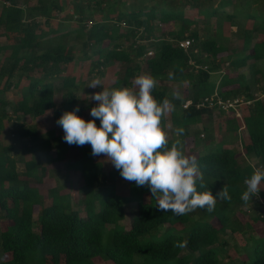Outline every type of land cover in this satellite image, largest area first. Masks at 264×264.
I'll list each match as a JSON object with an SVG mask.
<instances>
[{
  "label": "trees",
  "instance_id": "obj_1",
  "mask_svg": "<svg viewBox=\"0 0 264 264\" xmlns=\"http://www.w3.org/2000/svg\"><path fill=\"white\" fill-rule=\"evenodd\" d=\"M7 1L9 5L0 6V38L8 40L0 42V132L10 115L35 119L52 111L57 120L62 112L78 106L77 114L91 119L95 104L76 96L82 83L68 74V67L86 61L88 74L103 75L104 69L119 63L122 76L110 88H131L143 71L151 75L156 81L154 99L170 101V110L161 118L162 130L171 132L168 146L179 141L184 154L196 158L202 174L198 191L210 189L215 195L226 186L231 199H218L212 212L197 208L176 216L157 209L147 185L137 187L128 181L124 194L99 191L96 183L103 172L90 145H69L62 129L39 135L36 126L22 125L17 131L26 139L22 151L32 154L23 170L17 169L12 157L14 147L0 144V218L5 221L0 228V264H94L96 258L112 264H220L218 255L227 244L224 235L243 231L235 215L245 203L240 199L244 181L254 170L239 161V152L232 148L204 154L196 150L211 132L202 125L208 133L201 139L193 127L212 110L196 104L216 87L224 100L240 96L250 100L241 119L232 123L228 119L229 130L238 129L236 122L244 124L247 141L241 143V151L264 167V99H256L253 91L264 80V0H76L65 21L59 14L67 0ZM184 39L191 40L186 50L178 46ZM213 75L218 76L217 83ZM165 81L173 82L176 90L170 91ZM175 92L181 96H173ZM187 100L191 105L183 108ZM177 128L184 129L183 135L175 134ZM188 138L195 149L190 154L185 150ZM69 150L81 151V157L67 167L85 176L79 203L83 215L54 188L49 191L51 204L43 206L39 189L29 184L40 181L45 170L37 167L36 153L58 162ZM108 174L121 177L114 166ZM133 202L130 225L118 227L125 206ZM107 226L114 228L107 230L104 241ZM178 240L187 241L186 246L174 247ZM245 252L246 259L238 264H264V235Z\"/></svg>",
  "mask_w": 264,
  "mask_h": 264
},
{
  "label": "clouds",
  "instance_id": "obj_2",
  "mask_svg": "<svg viewBox=\"0 0 264 264\" xmlns=\"http://www.w3.org/2000/svg\"><path fill=\"white\" fill-rule=\"evenodd\" d=\"M189 63L193 64L191 61ZM220 73H224L222 69ZM169 78L171 79V74ZM133 83L134 88H105L99 78L92 79L87 87H100L101 91L93 92L89 96L88 100L95 102L89 112L91 119L85 120L79 116L78 106L62 112L56 124L63 130V140L69 145H90L91 155L103 154L124 180L135 182L137 187L147 185L159 211L171 212L176 216L186 215L197 208L212 212L218 199L230 200L226 186L215 195L210 189L198 191L197 183L202 174L196 158L185 155L179 141L168 146L166 134L161 128V118L170 110V101L164 99L157 102L154 99L152 90L156 81L152 76L146 73L137 75ZM214 94L224 102L240 99V106L244 103L251 104L243 96L224 100L219 96L217 87L207 97ZM261 96L255 98L264 99L263 92ZM187 101L191 105V101ZM209 108L226 112L231 110L236 120L241 119L237 106L223 109L215 105ZM241 123L238 129L241 128ZM242 125L245 129L243 123ZM183 133V128L175 130L177 136ZM248 164L250 165L249 162ZM258 164L256 162L260 168L255 169L252 166L254 171L245 179V189L240 197L243 202H248L249 206L245 209L247 212L258 209L264 201L261 193L264 191L261 186L264 182V168ZM261 217L264 220V215ZM186 244L187 241L178 240L174 241L173 246L184 248Z\"/></svg>",
  "mask_w": 264,
  "mask_h": 264
},
{
  "label": "rangeland",
  "instance_id": "obj_3",
  "mask_svg": "<svg viewBox=\"0 0 264 264\" xmlns=\"http://www.w3.org/2000/svg\"><path fill=\"white\" fill-rule=\"evenodd\" d=\"M76 0H67L66 8L60 12L59 17L65 21L66 17L68 16L69 11L72 8V5L75 3ZM0 1V6H1ZM73 21V20H70ZM57 22L56 18L53 20V24ZM68 23L71 27L75 26L74 22H65ZM198 27L201 28V24L198 25ZM124 29V27H123ZM234 30V28H230ZM8 41L3 36L0 38L1 43H6ZM151 50V49H150ZM148 56V55H147ZM145 60H142L141 66L145 65ZM122 70L123 66L122 64L116 63L114 64L110 69H104L103 75L97 74H88V62L81 61L80 63H76L74 65H69L68 67V74L73 75L76 78V81L78 83H82V86L79 90H77L76 96L82 101H87L90 104H95L94 101H90L89 96L93 92L101 91L100 87H97L95 89L87 87L88 83L94 79L99 78L101 81V84L105 88H110V86L115 82V79L122 76ZM142 74H145L144 71ZM217 75H213L214 79H217ZM134 81V79H133ZM164 85L171 91L176 90L175 85L173 82L165 81L163 82ZM134 87V86H133ZM131 87V88H133ZM264 87V80L263 78L260 79V83L257 86H254V96H261V93L264 91L262 88ZM56 95H60L56 92ZM175 97H180V92H175L173 95ZM8 98H12L13 94H8ZM62 101L60 98L57 100V104H62ZM64 104V103H63ZM246 104V103H244ZM244 104L242 106H237V110L242 112L245 107ZM250 105V104H248ZM247 106V105H246ZM230 111V112H229ZM224 111L223 113L220 112V110L212 109L211 113L209 115H205L204 118H202V121L200 124L195 125L193 128L200 132V135H207L208 131L204 133L202 131V125H205L208 127V129L211 132L210 138H207L203 144V147L201 149V142L198 143V150L202 154L208 152V151H219L222 147L226 148H232L235 151L239 152L237 158L239 161H245V163H250L251 166H253L255 169L260 168L256 165L257 160L250 157H245L243 155V152L241 151V143L245 140L247 141L246 137V130L243 127L241 123V128L237 129L235 132H229L230 130V123L229 120L232 123V120H235V117L233 116V111L231 113V110ZM11 120L6 121L4 124V128L0 132V144L1 145H11L14 147V151L12 152V157L16 161V166L18 170L24 169V161L30 159L32 154L30 153H24L22 151L21 143L25 141V138H20L17 136L18 129L24 125L29 126L33 125L36 126L39 135H44L46 132L52 131L56 134H58L61 131V127L56 124V120L53 119L52 111H48L45 115L38 118H30V117H24V118H15L13 115H10ZM229 119V120H228ZM236 124L239 126V123L236 122ZM168 127L167 130L170 132L171 125L167 123ZM167 139L170 138V134L167 132L165 133ZM204 136V137H205ZM201 137V136H200ZM201 139H204L201 137ZM193 147V139L188 138L185 140V150L187 151V154H190L191 152H195V149ZM51 153L54 155V151L52 150ZM52 155V156H53ZM81 157V151L76 150H69L64 154V157L61 161L58 162H49L46 159V156L44 153H36V165L38 168L44 167V174L41 176L40 181L36 180H30L29 184L31 186H35L39 189V192L41 193L43 197V206L49 205L52 202V199L49 195L50 189H55L57 194L63 196L67 195L68 197V203L69 206L73 209H78L79 212L83 215L84 208L82 206H79V203L83 200L84 193L82 191V187L84 185L85 176L81 173L79 170H73L72 168L67 167V163L77 161ZM93 160L101 164V169L103 174L100 175V178L98 179V182L96 185H98V190H104V189H110L118 194H124L127 192L128 189V181L124 180L122 177H116L113 178L108 174L109 170L112 169L113 165L112 163L106 159V157L101 154L99 156H94ZM264 168L263 166H261ZM40 170L37 171L38 175H40ZM262 187H264V182L261 184ZM112 191V192H113ZM261 193L264 194V191H261ZM264 197V196H263ZM132 205H126L124 208V214L125 217L123 220L119 222L118 227L127 229L130 225V217L132 213L135 210L136 202L131 203ZM135 204V205H133ZM248 202L241 204L239 206V213L235 215L238 221H240L241 226L243 228L242 232H235L231 233L230 231H227V234L224 235V239L226 241V245L222 248V253L218 255L219 263L220 264H238L240 261H243L246 259V252L245 248L249 244L252 243V241L256 240L259 237H262L264 235V220L261 217V215H264V201L263 204L259 206L258 209L252 210L250 212L245 211V209L248 208ZM38 207L34 208V219L37 215ZM253 219V220H252ZM216 224V221L213 222ZM249 224V225H248ZM5 225V221L0 218V228H2ZM114 228L113 226H107L105 233H104V241L106 238V232L107 230ZM165 230H163L164 232ZM162 236V235H161ZM8 257V255H7ZM94 264H112L111 261L103 260L96 258L94 260Z\"/></svg>",
  "mask_w": 264,
  "mask_h": 264
},
{
  "label": "built area",
  "instance_id": "obj_4",
  "mask_svg": "<svg viewBox=\"0 0 264 264\" xmlns=\"http://www.w3.org/2000/svg\"><path fill=\"white\" fill-rule=\"evenodd\" d=\"M4 5H9V2L7 0H0ZM191 44V40L190 39H184L179 41L178 46L183 48V49H187ZM148 55H150V52L147 53ZM190 104L189 101H187L183 107H187ZM242 104V100L240 99H235L233 101H222L220 98H218L216 96V94H214L211 97H205L203 98L200 102H198L196 104V107H213V106H218L221 107L223 109H228L230 107L232 108H236V106L241 105ZM237 115H239L237 113Z\"/></svg>",
  "mask_w": 264,
  "mask_h": 264
},
{
  "label": "crops",
  "instance_id": "obj_5",
  "mask_svg": "<svg viewBox=\"0 0 264 264\" xmlns=\"http://www.w3.org/2000/svg\"><path fill=\"white\" fill-rule=\"evenodd\" d=\"M215 80H216V83H217L218 80H217V79H215ZM229 132H230V131H229Z\"/></svg>",
  "mask_w": 264,
  "mask_h": 264
}]
</instances>
